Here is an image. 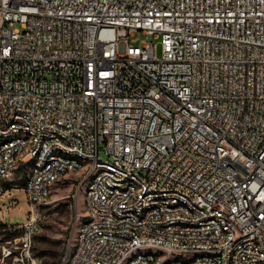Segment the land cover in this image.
Masks as SVG:
<instances>
[{
	"label": "built area",
	"instance_id": "2783aa9c",
	"mask_svg": "<svg viewBox=\"0 0 264 264\" xmlns=\"http://www.w3.org/2000/svg\"><path fill=\"white\" fill-rule=\"evenodd\" d=\"M23 163L14 264L68 172L62 264H264V0H0V201Z\"/></svg>",
	"mask_w": 264,
	"mask_h": 264
},
{
	"label": "rangeland",
	"instance_id": "374dc122",
	"mask_svg": "<svg viewBox=\"0 0 264 264\" xmlns=\"http://www.w3.org/2000/svg\"><path fill=\"white\" fill-rule=\"evenodd\" d=\"M130 41L140 46L147 41V38L142 32H138ZM155 48L156 54L160 56V43H157ZM102 156L105 157L103 153ZM27 171V164L20 165L15 174V180L10 182L11 186L19 188L12 187L0 201V245L3 244L4 239L8 238L2 230L5 226L2 218L8 224L17 225L29 216L31 204L22 189ZM81 178V173L68 172L52 187L47 202L38 207L41 214V230L34 242V254L38 258V264H62L64 256L68 253L67 248L71 239H75L82 220L89 215L86 208L88 181L81 183ZM173 257H176V254ZM0 264H14L12 258H4L1 248Z\"/></svg>",
	"mask_w": 264,
	"mask_h": 264
},
{
	"label": "trees",
	"instance_id": "16d2710c",
	"mask_svg": "<svg viewBox=\"0 0 264 264\" xmlns=\"http://www.w3.org/2000/svg\"><path fill=\"white\" fill-rule=\"evenodd\" d=\"M19 169V168H18ZM21 171H23V168H21ZM21 176V175H20Z\"/></svg>",
	"mask_w": 264,
	"mask_h": 264
}]
</instances>
